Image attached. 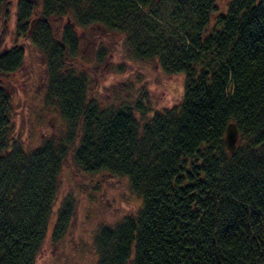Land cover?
<instances>
[{
	"label": "trees",
	"instance_id": "1",
	"mask_svg": "<svg viewBox=\"0 0 264 264\" xmlns=\"http://www.w3.org/2000/svg\"><path fill=\"white\" fill-rule=\"evenodd\" d=\"M219 7L0 0V264H37L71 161L87 175L126 178L142 200L136 214L100 229L94 264H264V0ZM13 22L12 43L5 34ZM92 27L182 76L180 101L154 110L144 96L107 104L90 95L77 59L78 32ZM24 41L44 58L41 101L63 127L32 147L13 120L11 79L24 64ZM230 123L239 130L235 155L224 143ZM68 210L58 213L54 242L69 226Z\"/></svg>",
	"mask_w": 264,
	"mask_h": 264
},
{
	"label": "rangeland",
	"instance_id": "2",
	"mask_svg": "<svg viewBox=\"0 0 264 264\" xmlns=\"http://www.w3.org/2000/svg\"><path fill=\"white\" fill-rule=\"evenodd\" d=\"M218 1L219 8L224 10L227 0ZM59 26L60 23L55 28L60 30ZM13 32L14 22L8 25L5 34V39L12 43ZM78 36L81 56L77 61L79 68L89 74L90 95L97 94L107 104L134 102L138 96H144L151 101L154 110L180 101L182 76H168L157 62L136 59L121 35L92 27L78 32ZM18 44L27 45L29 49L22 68L11 79L13 120L15 134L21 135L25 145L32 147L47 137H58L63 127L58 111L41 101L45 89L43 56L25 41ZM61 177L58 204L37 264H94L98 258L95 243L100 229L136 214L142 200L131 190L126 178L87 175L76 169L72 161L63 169ZM62 209H69L71 218L65 235L54 242L51 233Z\"/></svg>",
	"mask_w": 264,
	"mask_h": 264
},
{
	"label": "water",
	"instance_id": "3",
	"mask_svg": "<svg viewBox=\"0 0 264 264\" xmlns=\"http://www.w3.org/2000/svg\"><path fill=\"white\" fill-rule=\"evenodd\" d=\"M238 140H239V132H238L237 126L235 123H230L226 129L224 143H225L226 149L232 155H235L237 152Z\"/></svg>",
	"mask_w": 264,
	"mask_h": 264
},
{
	"label": "bare ground",
	"instance_id": "4",
	"mask_svg": "<svg viewBox=\"0 0 264 264\" xmlns=\"http://www.w3.org/2000/svg\"><path fill=\"white\" fill-rule=\"evenodd\" d=\"M45 80H46V78H45ZM238 129V128H237ZM238 132H239V130H238ZM239 141V140H238ZM238 144V143H237Z\"/></svg>",
	"mask_w": 264,
	"mask_h": 264
}]
</instances>
